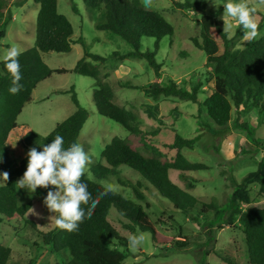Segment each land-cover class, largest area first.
<instances>
[{
  "label": "rangeland",
  "instance_id": "374dc122",
  "mask_svg": "<svg viewBox=\"0 0 264 264\" xmlns=\"http://www.w3.org/2000/svg\"><path fill=\"white\" fill-rule=\"evenodd\" d=\"M2 1L7 8L0 20V31L5 30V36L0 39V60L5 59L7 51L13 46L20 52L35 46L39 13V4L35 0ZM175 1L183 0H152L151 7L148 8L159 11L175 29L174 36H166L160 41L158 57L162 62V69L160 76H157L145 59L117 60L113 56L115 51L125 53L130 50V46L120 37L96 28V22L103 19L99 12L88 9L83 0H58L59 12L73 24V38L76 40L82 36L88 51L106 57L104 62L94 61L92 58L88 60L98 66L100 78L108 80L114 86V101L138 114L137 124L149 133V141L152 140V144L161 149L166 160H173L176 155V150L166 146L173 142L176 133L186 138L198 137L194 148H184L183 154L189 161L203 163L208 168L188 171L185 178H182L178 170L172 169L169 176L176 185L202 202H213L220 206L221 212L217 215L210 211L197 216L196 220H191L155 188L148 190L144 185L142 191L150 207L145 206L146 201L140 202L159 232L176 239L169 245L158 244L153 240L150 230L138 228L131 232L125 228L124 233L129 240L140 233L144 234L145 239L136 248L129 245L122 264H224L220 255L227 248L238 251L240 264H248L246 243L240 224L235 222L229 225L226 219L231 208L230 197L235 190L234 179L241 181L249 172L257 170L264 159V115L256 110L241 112L240 122L248 126L246 129L236 123L238 114L234 107L232 119L227 126L221 127L214 123L202 102L213 91L212 73L215 65L207 60L206 53L199 45L203 14H216L222 9L219 19L223 26V18L232 25L228 32L234 37V47L247 43L242 40L243 26L238 27L234 19L224 15V4L227 0H207L206 9L200 12L178 8ZM246 2L257 8V20L262 24L257 37L260 38L264 36V4L260 0ZM73 7L77 8L76 12ZM154 42L145 40L144 48H153ZM84 55V48L79 42L74 43L72 51L68 53H43V60L49 67L64 68L68 72H55L42 81L33 91L32 100L25 104L17 121L29 124L41 136L48 135L57 123L76 111L71 95L59 92L74 87L80 104L90 113L78 142L92 156L88 173L92 177L91 167L99 163L106 164L102 152L116 136L126 139L145 155L150 152L145 149L141 137L134 136L122 124L98 113L94 101L95 79L74 72L77 62ZM169 79H174L190 91L196 84L201 83L203 86L199 90V102L179 96L155 99L140 88H125L119 84L121 80L129 81L132 86L167 85ZM154 131L158 133L153 135ZM117 171L120 176L113 174L103 184L116 185L117 192L136 199L129 180L134 183L141 181V175L125 164L119 166ZM4 183L0 179V186ZM49 190L54 189L51 186L48 189L38 188L34 195H30L26 189L18 188V201L32 202V207L40 214L37 217L29 214V210L25 218L34 221L42 232L56 227L55 217L58 214L50 213L43 202ZM252 196L257 201L254 205L263 208L264 198L259 196L256 185ZM112 218L127 222L116 209L112 211ZM159 219L164 222H159ZM0 244L12 249L9 264H64L70 256L68 251L67 254H59L52 246L45 245L24 219L8 221L1 214Z\"/></svg>",
  "mask_w": 264,
  "mask_h": 264
},
{
  "label": "trees",
  "instance_id": "16d2710c",
  "mask_svg": "<svg viewBox=\"0 0 264 264\" xmlns=\"http://www.w3.org/2000/svg\"><path fill=\"white\" fill-rule=\"evenodd\" d=\"M88 9L99 12L102 21L96 22V28L105 30L110 35L118 36L130 46L125 53L115 51L113 56L120 59H145L160 76L162 62L159 60L160 41L166 36H174L173 25L156 10L145 8L141 0H83ZM174 1V0H173ZM39 4L37 16L36 42L33 48L21 52L19 63L21 66L23 85L19 94L9 92L11 87V74L7 71L6 61L0 60V173L8 172L10 178L0 186V214L8 221L24 219L26 224L33 228L45 245L52 246L56 253H70L64 264H122L126 258V249L129 239L124 233L128 228L131 232L136 229L150 230L153 240L158 244H172L176 238L166 236L159 232L149 213L146 211L150 204L142 191L144 185L147 189L154 188L160 195L170 200L175 208L181 210L191 220L197 216L214 211L219 214L220 206L213 202H202L199 198L176 185L169 176L170 170H178L182 178L185 173L199 169H207L205 164L191 162L183 154L184 148L193 149L198 137L186 138L176 133L171 144L166 145L176 150L173 160H166L160 148L149 141L145 132L137 123L138 114L114 101V86L107 80L100 78L98 66L93 65L88 58L104 62L106 57L94 54L87 50L83 37L74 39V27L71 21L58 9V0H35ZM175 6L189 11H204L208 5L207 0H183L174 2ZM7 5L0 0V20L4 16ZM77 11L76 7H73ZM220 9L216 14H203L201 18V42L207 60L215 65L212 73L213 91L202 102L208 116L218 126H227L232 119L235 107L238 114L236 123L248 129L240 122L241 112L256 110L264 115V36L247 42L240 47H234V37L219 19ZM262 24L259 22V30ZM5 36V30L0 31V39ZM154 40V46L144 48L143 42ZM81 43L85 55L76 64L74 72L95 79L94 101L99 114L108 117L128 129L134 136L141 137L144 147L149 155L141 153L126 139L114 137L104 148L102 155L106 164H95L91 167L92 177L86 174L83 182L88 184L93 199L99 202L90 219H85L79 230L69 232L56 227L48 232L38 229L36 223L26 219V214L32 207V202L20 203L18 201V185L16 181L22 177L27 167V152L35 147L42 151L43 146L50 144L56 135L64 138V147L78 142L80 132L89 117V111L83 107L74 87L60 90L68 93L76 105V111L65 120L56 124L55 128L46 136L36 133L29 124L17 121L26 103L32 100L33 91L53 73L68 72L64 68L53 69L43 60V53H68L72 51L74 43ZM172 42V41H171ZM125 88L137 87L144 90L150 97L179 96L199 102V90L202 84L198 83L190 91L169 79L167 85L132 86L129 81L119 80ZM154 131L152 134H157ZM15 146V147H14ZM127 165L138 172L142 180L134 183L136 199L125 197L119 192L108 193L101 196L106 185L103 184L111 175L120 176L117 168ZM234 187L226 223L229 225L238 222L243 231L248 264H264V207L254 205L252 196L254 186H258V194L264 198V159L259 163L258 169L249 172L241 181L234 179ZM140 201H146L145 206ZM253 204V205H252ZM87 208L88 206H84ZM118 213L127 221H117L112 218V211ZM197 212V215L195 213ZM165 215V213H163ZM171 218V217H170ZM171 220H173L171 218ZM159 222H164L159 219ZM12 257L11 247L0 244V264H9ZM220 259L224 264H240L239 253L235 249L227 248Z\"/></svg>",
  "mask_w": 264,
  "mask_h": 264
},
{
  "label": "clouds",
  "instance_id": "9594fccd",
  "mask_svg": "<svg viewBox=\"0 0 264 264\" xmlns=\"http://www.w3.org/2000/svg\"><path fill=\"white\" fill-rule=\"evenodd\" d=\"M260 2L264 4V0ZM142 4L145 8H150L152 0H142ZM224 15L234 19L238 27L243 26V41L249 43L260 35L257 8L250 6L246 0L239 2L227 0L224 4ZM223 20L224 31H230L232 25L224 18ZM20 55V50L13 46L5 56V67L12 77L9 92L13 95L19 94L23 88L20 83L22 80ZM2 162L3 158L0 156V163ZM91 163L92 156L90 152L85 151L82 143L74 142L65 148L64 138L56 135L50 144L43 146L42 151H37L35 147L28 150L26 170L16 184L19 189H26L30 195H34L38 188L48 189L51 186L54 190L47 192L43 201L45 206L50 213L58 214L55 217L58 227L75 232L85 219L92 217L99 202V198L93 199L88 184L83 182L84 176L89 173ZM9 178L8 172L0 173V179L3 181L7 182ZM117 191L118 186L109 184L100 195L104 196L110 192L115 194ZM29 214L40 217L33 207H30ZM144 239L143 233L133 235L129 245L136 248Z\"/></svg>",
  "mask_w": 264,
  "mask_h": 264
}]
</instances>
